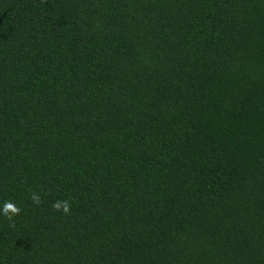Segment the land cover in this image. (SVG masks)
<instances>
[{
  "label": "trees",
  "instance_id": "16d2710c",
  "mask_svg": "<svg viewBox=\"0 0 264 264\" xmlns=\"http://www.w3.org/2000/svg\"><path fill=\"white\" fill-rule=\"evenodd\" d=\"M8 200L0 264H264V0H0Z\"/></svg>",
  "mask_w": 264,
  "mask_h": 264
},
{
  "label": "clouds",
  "instance_id": "9594fccd",
  "mask_svg": "<svg viewBox=\"0 0 264 264\" xmlns=\"http://www.w3.org/2000/svg\"><path fill=\"white\" fill-rule=\"evenodd\" d=\"M29 198L37 206L42 203L41 196L36 192H30ZM71 207V203L68 200H57L52 205L54 211L61 212L63 215H70ZM21 213L22 209L11 200L5 201L2 207H0V214L5 216L9 221H14V217L19 216ZM15 226L14 222L10 224L12 228H15Z\"/></svg>",
  "mask_w": 264,
  "mask_h": 264
}]
</instances>
